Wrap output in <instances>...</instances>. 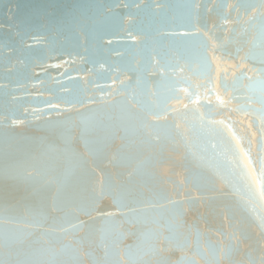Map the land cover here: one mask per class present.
<instances>
[{"label": "water", "instance_id": "obj_1", "mask_svg": "<svg viewBox=\"0 0 264 264\" xmlns=\"http://www.w3.org/2000/svg\"><path fill=\"white\" fill-rule=\"evenodd\" d=\"M0 264H264V0H0Z\"/></svg>", "mask_w": 264, "mask_h": 264}]
</instances>
